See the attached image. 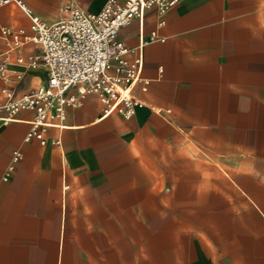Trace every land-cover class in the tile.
<instances>
[{"label": "crops", "instance_id": "0c3cea01", "mask_svg": "<svg viewBox=\"0 0 264 264\" xmlns=\"http://www.w3.org/2000/svg\"><path fill=\"white\" fill-rule=\"evenodd\" d=\"M22 1L51 25L65 5L96 14L108 0ZM158 23L152 8L119 33L130 49L165 39L144 46L131 119L88 94L44 146L25 141L32 111L0 126V264H264V0H182ZM31 25L16 3L1 8L16 96L47 74L17 62L40 46L10 51L2 28Z\"/></svg>", "mask_w": 264, "mask_h": 264}, {"label": "built area", "instance_id": "2783aa9c", "mask_svg": "<svg viewBox=\"0 0 264 264\" xmlns=\"http://www.w3.org/2000/svg\"><path fill=\"white\" fill-rule=\"evenodd\" d=\"M182 0H108L103 9L91 14L71 4L60 9L66 17L55 24L46 23L27 8L22 0H0L2 7L16 3L31 18V34L24 30L2 28V35L11 37L8 43L10 51L17 50L24 43L39 45L41 52L27 58L19 57L18 64L30 69L42 66L46 70V83L16 96L8 84L22 75L11 72L9 56L6 54L0 62V77L5 83L2 93L5 101L0 105V126L18 121L23 111L35 113L30 132L25 141L31 138L43 146L47 144V130L63 122L70 109L76 108L88 94H95L104 106V115L119 114L131 119L144 103L132 95L133 87L142 82L144 64L143 49L149 42L160 40L157 32L150 39L142 38L138 48L130 49L120 40L119 33L133 20L143 19L146 12L156 8L159 27ZM138 53L133 61L131 54ZM75 89V93L69 94ZM53 144L60 146V141ZM22 153L18 149L7 167V175L21 161Z\"/></svg>", "mask_w": 264, "mask_h": 264}]
</instances>
